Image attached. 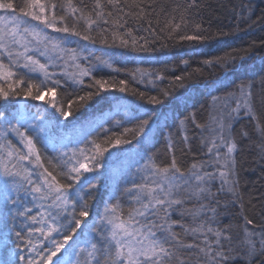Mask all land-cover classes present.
Here are the masks:
<instances>
[{
  "label": "snow or ice",
  "instance_id": "snow-or-ice-1",
  "mask_svg": "<svg viewBox=\"0 0 264 264\" xmlns=\"http://www.w3.org/2000/svg\"><path fill=\"white\" fill-rule=\"evenodd\" d=\"M196 8L198 0L170 8L157 0H0V99L42 102L35 112L26 104L11 115L0 111V247L6 250L0 264H264V223L257 230L246 214L233 155L240 140L251 139L246 130L234 135L232 122L243 114L256 122L259 157L264 160V114L255 108L251 81L226 93L221 111L210 114L209 121L200 122L195 112H189L173 121L175 131L165 134L154 133L152 109L144 105H163L172 87L197 82L202 68L174 76L158 95L132 89L125 79L93 75L97 67L117 73L120 69L113 67L111 53L90 61L89 44L133 52L156 50L147 37L134 35L130 20L138 25L135 31L147 32L153 40L162 33L182 43L210 45L230 35L220 31L214 36L202 23L190 28ZM73 42L76 47L67 46ZM234 52L208 53L211 58L202 61L204 67L219 69L217 82L236 71L237 60L244 62L251 55L248 50L241 56ZM85 77L92 80L89 90L65 107L57 89L69 81L83 86ZM145 78L155 88V81L165 76L140 72L138 82ZM114 92H130L144 104L132 112L125 106L120 119L115 118L119 111L110 114V128L100 124L91 139V132L78 138L83 147L60 151L46 163L41 149L56 150L52 129L67 135L63 132L67 124L62 125L60 118H76L75 113L89 107L94 97ZM212 100L215 105L221 98ZM156 135L164 137V154L152 151ZM177 138L184 156L192 153L198 140L207 159L182 163L176 155ZM129 145L132 148L124 147ZM120 156L125 158L120 173L124 187L112 186L105 198L99 192L104 183L100 170H108ZM221 195L230 199L221 204ZM236 206L243 227L234 235L233 226L222 225L220 216L222 208ZM174 215L180 218L173 219ZM25 250L27 255L22 254Z\"/></svg>",
  "mask_w": 264,
  "mask_h": 264
},
{
  "label": "trees",
  "instance_id": "trees-1",
  "mask_svg": "<svg viewBox=\"0 0 264 264\" xmlns=\"http://www.w3.org/2000/svg\"><path fill=\"white\" fill-rule=\"evenodd\" d=\"M17 2L19 3L20 0H17ZM175 3L183 4L185 0H157L158 5L163 4L168 8ZM198 3L199 8L192 9L190 28L195 23H202L203 27L209 29L210 33L214 36H217L220 31L230 33V35L219 37L217 40L210 42V45L182 43L178 39H167L162 33L160 34V38L153 40V37L147 32L142 30L135 31L138 25L130 20L129 25L133 27L134 35L137 37H147L151 42L150 46L156 49L155 51L147 53L133 52L130 49H109L100 44L87 45L88 51L93 54L90 57V61L94 62L95 56H105V58H108L105 54L111 53L113 67L120 69V72L117 73L106 67H97L93 73L95 78L108 80L112 78L116 80L125 79L129 82L130 88L146 92L148 95H158L160 88H169L174 76L192 72L195 68H202V75L198 77L197 82H187L185 88L172 87L170 89L172 95L165 99L163 105H144L145 109H152L151 119L153 121L152 127L154 133L159 132V130H163L165 134L170 130L175 131L171 128L173 121L182 119L189 112H195L200 122L209 121L210 114L215 112L217 105L219 106L218 103L213 105L212 97H220L222 101L226 93L236 90L241 83L249 81L252 83L251 91L255 108L258 113L264 114V63H262L261 59L264 58V0H198ZM153 26H155V20H153ZM161 26H163V17L161 18ZM76 39L75 37H70L72 41H76ZM139 43L143 44L144 41L140 40ZM67 46L76 47L77 45L73 42ZM233 49L236 50L233 54L237 56L246 55L245 50H248L251 53L250 58L244 62L237 60L236 71L223 80L222 83L217 82L215 77L219 75V69L214 70L204 67L202 61L211 58L208 53L223 55L226 52H232ZM85 55H87V52ZM184 61L188 62L187 66L184 64ZM82 63L85 66H89V62ZM241 63L243 64L242 67ZM140 72L159 73L164 75L165 79L163 81H155L157 87L154 88L151 84L147 83L148 78H145L144 83L138 82ZM133 74L136 75L135 80L133 79ZM84 81L83 86L71 85L69 81L67 84H64L62 90L57 89V98L63 99L65 107H67L68 100L75 99L77 95H84L89 90L87 85L92 83L91 78L85 77ZM116 97L121 99L118 101L115 99ZM47 98L45 97V99ZM23 99L22 97H10L8 101L0 99V111L11 115ZM25 101L28 102V106L32 107L31 111L35 112V106L38 105L39 101H33L30 98ZM89 104V107L81 108L75 113L76 118L69 117V121L71 122L67 121V128L63 129L64 133L72 137L74 129L79 126V123H83L84 125V123L86 124L92 119H99L103 112H108V116L100 120L103 122L99 124H103L104 128H110L112 126L110 114L116 113V109L124 107L123 111L119 112L120 115L115 116L116 119H120L125 111V106L128 111L132 112L137 105L144 104V102L140 101L130 92H114L101 93L100 96L94 97ZM56 115L58 116L59 114L56 113ZM61 121L65 120L60 118ZM255 123L248 116L241 115L232 122V127L234 135L241 130H246L251 137V139L239 141V149L235 153V160L239 179L238 191L243 197L242 203L246 206V214L250 219L254 220L258 230L259 226L264 223V160H261L259 157L257 145L261 141L258 134L254 131ZM99 124L96 126L97 128L95 127L97 130ZM57 131L55 130L54 134L53 132L51 133L53 136L51 137L52 143L59 142L53 141L55 138L61 137V134L58 135ZM196 131L198 133L199 130ZM189 134L191 135V133ZM95 135L96 131H92L88 139H91ZM237 139L239 138L237 137ZM13 140L18 144V140L15 137H13ZM153 143L155 147L152 151H158L161 154L165 153V140L162 135H156ZM76 147H83V143L72 141L67 149ZM124 147L132 148L131 145ZM183 148L184 145L179 143V139L177 138L176 155L185 165L191 163L193 158L207 159V157L201 154L198 140L192 144V153H189L187 156L182 154L181 149ZM60 151L58 148L54 150L52 146L41 149L46 163L48 159L57 157ZM122 158L123 156H120L112 160L108 170H100L104 173L101 177L104 183L99 188V192L105 198L109 194V178H106L105 174L106 172H109V174L113 173L114 170H111V168L117 164L120 165ZM114 185H118L120 189L124 187L120 174H117ZM220 199L221 204H223L230 197L221 195ZM35 211L36 209L33 210V214H35ZM179 218L178 215L173 216V219ZM220 221L222 225L231 224L234 235L243 227V220L240 218L238 206L230 207L227 210L222 208ZM248 227L251 228L252 225ZM22 254L27 255V250ZM5 255L6 250L1 247L0 258H3ZM236 264H239V262L237 261Z\"/></svg>",
  "mask_w": 264,
  "mask_h": 264
},
{
  "label": "rangeland",
  "instance_id": "rangeland-1",
  "mask_svg": "<svg viewBox=\"0 0 264 264\" xmlns=\"http://www.w3.org/2000/svg\"><path fill=\"white\" fill-rule=\"evenodd\" d=\"M54 35V34H53ZM41 60H42V62H43V58H41ZM58 70H60L59 68H57L56 69V71H58ZM69 71H72V69H69ZM59 72V71H58ZM42 102H38V105L39 104H41ZM222 103H223V100L222 101H220V102H218V104H219V106L217 105L216 106V109H215V112H219V111H221V109H222ZM23 104H26V105H28V102L27 101H25L24 99L23 100H21L20 101V103H19V105H18V107L20 106V105H23ZM30 108H31V110H32V107L31 106H29ZM123 108L124 107H122V110H121V108L119 109H116V112L117 111H123ZM241 115H243V114H241ZM240 115V116H241ZM100 120H102V118H99V120H97L96 122H94V123H90V124H88L86 127H79V126H77L75 129H74V134H73V136L71 137L69 134H67L66 136H61V137H58V138H55L53 141H59L58 143H52V144H54L55 146H56V148H58V149H60L61 151H68V150H70V149H67V147L68 146H70V144L72 143V141L73 142H77L78 141V138L81 136V135H83L84 133H88V132H92L93 131V129H96L97 127V125L99 124V123H101V122H103V121H100ZM13 122H15V120H13ZM62 125L63 124H66V123H68L67 121H61L60 122ZM100 125V124H99ZM96 127V128H95ZM55 130H58V129H55V128H53L52 129V131H51V133L53 132V134H54V131ZM60 130H58L57 132H58V135H60V132H59ZM50 133V138L51 137H53L52 136V134ZM61 140H63V144L61 143ZM63 145H66V147H64ZM72 149V148H71ZM234 155V157H235V153L233 154ZM124 166H125V158L123 157L122 158V161H120V165H115V166H113L112 168H111V170H114L113 171V173H110L109 174V172L107 173L106 172V174H105V176H106V178H109V180H108V186H109V192H110V190H111V187L112 186H114V183L116 182V176H117V174H120L121 172H122V170H123V168H124ZM72 251V249H71V247H69L68 248V253H70ZM0 252H1V247H0ZM65 255H67V253L65 254Z\"/></svg>",
  "mask_w": 264,
  "mask_h": 264
},
{
  "label": "bare ground",
  "instance_id": "bare-ground-1",
  "mask_svg": "<svg viewBox=\"0 0 264 264\" xmlns=\"http://www.w3.org/2000/svg\"><path fill=\"white\" fill-rule=\"evenodd\" d=\"M120 108H121V107H120ZM120 108H119V109H120ZM121 110H122V108H121ZM107 116H108V112H103L100 118H102V120H103V119H105ZM97 120H99V119H96V118H95V119H92L90 122H88V123H86V124L84 123V125L87 126L88 124H90V123H94V122H96ZM74 124L77 125L76 123H74ZM84 125H83V123H79V126H81V127L84 126Z\"/></svg>",
  "mask_w": 264,
  "mask_h": 264
}]
</instances>
